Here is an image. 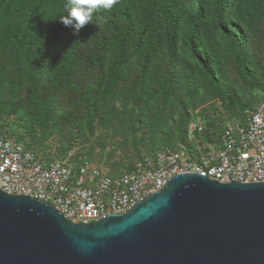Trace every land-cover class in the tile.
<instances>
[{
    "label": "rangeland",
    "instance_id": "1",
    "mask_svg": "<svg viewBox=\"0 0 264 264\" xmlns=\"http://www.w3.org/2000/svg\"><path fill=\"white\" fill-rule=\"evenodd\" d=\"M247 2L246 14L252 16L253 22L243 27L247 41L240 49L234 48L222 34L213 5L210 4L201 25L200 51L215 72L217 86L208 82L199 63L185 47L193 8L189 0H179L174 67L168 65L167 54H163L144 80L145 86L155 89L157 94L148 101L140 88H135L101 100V116L91 129L80 121L79 129L75 128L76 119L66 113L73 97L70 87L56 93L57 111L46 117L39 103L47 93L44 82L32 80L29 69L17 68L13 60L4 68L7 58H1L0 130L39 154L60 156L72 150L119 176L130 172L151 146L169 145L177 149L186 145L177 139L174 125L183 117H188V125L196 118L207 124L217 118L221 127L236 116L234 112L240 106L264 95V0ZM235 11L236 6L232 16H237ZM43 74L48 77L47 73ZM13 76L20 78L16 94L9 83L15 82ZM135 76L125 75L126 84L124 80L122 83L125 90L133 88L131 79ZM73 80L91 84L94 77H86L79 70ZM165 95L168 100L158 101ZM156 103L158 107L149 108ZM83 114L79 113L78 117L81 119ZM110 124L117 125L119 132L112 134L106 128ZM170 134L172 137L168 138Z\"/></svg>",
    "mask_w": 264,
    "mask_h": 264
},
{
    "label": "trees",
    "instance_id": "2",
    "mask_svg": "<svg viewBox=\"0 0 264 264\" xmlns=\"http://www.w3.org/2000/svg\"><path fill=\"white\" fill-rule=\"evenodd\" d=\"M189 1L193 14L188 23L185 47L199 63L208 82L215 87V72L200 51L201 25L207 9L210 4L213 5L222 34L234 48L240 49L247 41L243 27L246 23L253 22L252 16L246 14L248 2ZM65 2L66 0H0V59L7 58L4 68L10 66L9 62L13 60L17 68L29 69L32 80L44 82L47 93L45 92L44 98L39 99V103L45 116H51L57 111L56 93L69 87L73 97L66 113L74 116L77 121L75 128L78 129V121L85 122L91 129L101 116V100L112 95L118 96L124 91L129 93L140 88L148 101L153 99L157 92L145 86L144 80L152 65L159 63L163 54H167L168 65L174 67L178 48L179 0H118L111 10L100 9L95 12L91 23L85 24L78 34L73 32L74 25L65 27L57 21L59 16L67 15L63 8ZM235 6L237 16H232L231 11ZM79 70L86 77L93 75V83L74 81ZM43 73H47L49 79ZM126 74H136L131 79L133 88L127 90L122 85L123 80L126 84ZM13 78L15 82L9 83L16 94L20 78ZM263 97L264 95L248 105L240 106L232 119H241L243 110L253 108ZM168 98L165 95L164 98L159 97L158 101ZM159 103L149 108L158 107ZM79 113H84L81 119L78 117ZM218 121L217 118L209 121L207 129L201 134L204 142H214L219 138L223 125L220 127ZM188 122V117H183L174 123L177 127V139L187 143L186 145L190 144L186 136ZM106 128L112 134L119 132V127L115 124L106 125ZM0 135L6 136L3 130H0ZM170 137L171 134L168 135ZM26 147L32 149L30 146ZM164 148L174 149L169 145L158 148L151 146L147 150L149 152L142 157L151 156ZM109 174L115 176L111 172Z\"/></svg>",
    "mask_w": 264,
    "mask_h": 264
},
{
    "label": "water",
    "instance_id": "3",
    "mask_svg": "<svg viewBox=\"0 0 264 264\" xmlns=\"http://www.w3.org/2000/svg\"><path fill=\"white\" fill-rule=\"evenodd\" d=\"M0 264H264V182L178 175L90 225L0 190Z\"/></svg>",
    "mask_w": 264,
    "mask_h": 264
},
{
    "label": "built area",
    "instance_id": "4",
    "mask_svg": "<svg viewBox=\"0 0 264 264\" xmlns=\"http://www.w3.org/2000/svg\"><path fill=\"white\" fill-rule=\"evenodd\" d=\"M243 115L226 120L214 142L202 140L208 124L196 118L187 128L189 145L159 150L119 176L75 151L39 154L0 135V190L44 203L74 225H90L126 214L178 175L225 185L264 182V97Z\"/></svg>",
    "mask_w": 264,
    "mask_h": 264
},
{
    "label": "clouds",
    "instance_id": "5",
    "mask_svg": "<svg viewBox=\"0 0 264 264\" xmlns=\"http://www.w3.org/2000/svg\"><path fill=\"white\" fill-rule=\"evenodd\" d=\"M118 0H66L63 4L67 15H61L57 19L65 27L74 25V34L87 23H91L93 15L100 9L111 10Z\"/></svg>",
    "mask_w": 264,
    "mask_h": 264
}]
</instances>
